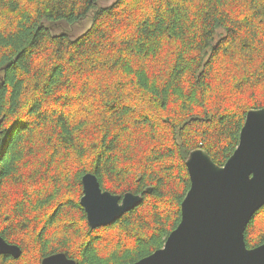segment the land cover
<instances>
[{
  "label": "trees",
  "instance_id": "obj_1",
  "mask_svg": "<svg viewBox=\"0 0 264 264\" xmlns=\"http://www.w3.org/2000/svg\"><path fill=\"white\" fill-rule=\"evenodd\" d=\"M261 108L264 0H0V235L23 252L0 264H133L162 249L190 152L224 166ZM88 173L143 202L91 229ZM245 241L264 244V207Z\"/></svg>",
  "mask_w": 264,
  "mask_h": 264
},
{
  "label": "water",
  "instance_id": "obj_2",
  "mask_svg": "<svg viewBox=\"0 0 264 264\" xmlns=\"http://www.w3.org/2000/svg\"><path fill=\"white\" fill-rule=\"evenodd\" d=\"M2 123L0 118V135ZM186 166L191 186L179 225L162 249L133 264H264V244L251 249L245 241L248 224L264 207V108L249 110L239 145L224 166L204 149L191 151ZM82 183L80 203L91 229L115 223L143 202L142 195L104 191L91 173ZM22 253L0 235V255L19 259ZM41 264L77 263L58 253Z\"/></svg>",
  "mask_w": 264,
  "mask_h": 264
},
{
  "label": "rangeland",
  "instance_id": "obj_3",
  "mask_svg": "<svg viewBox=\"0 0 264 264\" xmlns=\"http://www.w3.org/2000/svg\"><path fill=\"white\" fill-rule=\"evenodd\" d=\"M87 27H88V25L84 26L83 28H80V29L78 30V34L82 33ZM78 34H77V35H78Z\"/></svg>",
  "mask_w": 264,
  "mask_h": 264
},
{
  "label": "flooded vegetation",
  "instance_id": "obj_4",
  "mask_svg": "<svg viewBox=\"0 0 264 264\" xmlns=\"http://www.w3.org/2000/svg\"><path fill=\"white\" fill-rule=\"evenodd\" d=\"M56 254H58V253H56ZM68 257V256H67ZM69 258V257H68ZM70 260H74V259H71V258H69ZM75 261V260H74Z\"/></svg>",
  "mask_w": 264,
  "mask_h": 264
},
{
  "label": "bare ground",
  "instance_id": "obj_5",
  "mask_svg": "<svg viewBox=\"0 0 264 264\" xmlns=\"http://www.w3.org/2000/svg\"><path fill=\"white\" fill-rule=\"evenodd\" d=\"M8 256H10V255H8ZM77 263V262H76Z\"/></svg>",
  "mask_w": 264,
  "mask_h": 264
}]
</instances>
